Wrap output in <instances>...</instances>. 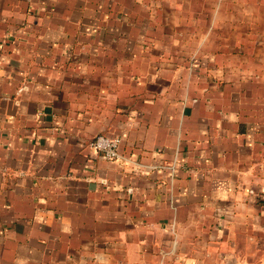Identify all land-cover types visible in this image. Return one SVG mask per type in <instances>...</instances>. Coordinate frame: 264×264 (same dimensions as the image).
I'll list each match as a JSON object with an SVG mask.
<instances>
[{"label":"crops","instance_id":"0c3cea01","mask_svg":"<svg viewBox=\"0 0 264 264\" xmlns=\"http://www.w3.org/2000/svg\"><path fill=\"white\" fill-rule=\"evenodd\" d=\"M0 264H264V0H0Z\"/></svg>","mask_w":264,"mask_h":264},{"label":"built area","instance_id":"2783aa9c","mask_svg":"<svg viewBox=\"0 0 264 264\" xmlns=\"http://www.w3.org/2000/svg\"><path fill=\"white\" fill-rule=\"evenodd\" d=\"M88 145L91 149L101 153L103 158L114 160L118 157L120 138L99 133L89 141Z\"/></svg>","mask_w":264,"mask_h":264}]
</instances>
